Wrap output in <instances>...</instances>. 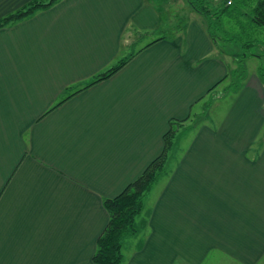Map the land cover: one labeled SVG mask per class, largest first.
<instances>
[{"label": "crops", "instance_id": "crops-1", "mask_svg": "<svg viewBox=\"0 0 264 264\" xmlns=\"http://www.w3.org/2000/svg\"><path fill=\"white\" fill-rule=\"evenodd\" d=\"M31 1L0 0V19ZM161 14L151 0H59L0 28V264H94L103 201L161 154L171 120L176 137L198 128L175 140L122 264L264 259V84L248 75L207 118L235 64L201 17L154 38Z\"/></svg>", "mask_w": 264, "mask_h": 264}, {"label": "trees", "instance_id": "trees-1", "mask_svg": "<svg viewBox=\"0 0 264 264\" xmlns=\"http://www.w3.org/2000/svg\"><path fill=\"white\" fill-rule=\"evenodd\" d=\"M57 1L59 0H47L46 2L32 0L23 8L0 19V28L29 18L39 10L51 7ZM151 1H154L157 9H160L155 0ZM182 1L203 19L207 36L219 54L229 56L235 64L233 71L217 86L230 79L223 94L226 95L230 92L236 94L248 76L245 71L246 59L250 57L261 58L264 52L262 50L263 52L254 54L250 51L254 46H259L257 37L264 34V0H230V6H227L226 1L223 0L220 1L221 3L218 0ZM160 12L163 11L160 9ZM228 23L231 24V29L236 31L235 35H230L225 30V25ZM181 30L182 27L179 31ZM228 46L237 47L238 51H232ZM132 57L133 55H130L118 61L116 65L97 76L84 89L111 77ZM257 74L264 84V72L258 69ZM183 122L169 121V129L162 137L163 150L161 154L117 197L103 201V206L108 214V223L97 239L92 257L94 264H122L124 262L123 245L127 239L138 234L139 229L135 226L136 220L143 211L145 200L154 186L168 173V154L175 146L177 132Z\"/></svg>", "mask_w": 264, "mask_h": 264}, {"label": "rangeland", "instance_id": "rangeland-1", "mask_svg": "<svg viewBox=\"0 0 264 264\" xmlns=\"http://www.w3.org/2000/svg\"><path fill=\"white\" fill-rule=\"evenodd\" d=\"M46 2L47 0H43ZM159 8L164 12V14H161L163 16L162 19H165V22L163 23L164 27L156 34L154 35V38H158L160 36H171L177 27H181L182 24H184L188 19H191L194 17L195 19H198L200 16L193 12L190 7L185 5L184 3L181 4L179 3V0H155ZM219 2L221 0H218ZM221 3V2H220ZM169 8L166 9V6ZM202 19V18H201ZM225 30L230 34V35H235L236 31L231 29V24L228 23L225 25ZM151 39V38H150ZM257 40L259 41V46L253 47L250 49V51L254 54H258V52H263L264 51V34H261L259 37H257ZM232 51H238L237 47H229ZM263 50V51H262ZM263 57L261 59H258L257 57H250L246 59L245 61V71L247 75L250 74H256L258 75V69H261L264 72V52L262 53ZM230 79H227L224 83L218 85L215 87L213 90L211 96H208L206 99V106H205V112L208 117H211L213 120L216 118H221L224 110L230 106L232 103V100L234 99L235 95L233 92H230L226 95L223 94L224 89L226 88L228 82ZM216 96V97H215ZM216 98H221V100L215 101ZM217 100V99H216ZM199 109V108H198ZM197 109V110H198ZM195 110V111H197ZM191 124V122H190ZM198 127H189V129L185 130V128H182L180 130V133L178 134L177 141L178 139H181L180 144L179 142L176 144H179V149L181 150L185 145L186 142H188L189 138L192 137L194 131ZM186 132L188 133L187 135ZM186 136L187 138L183 140V137ZM179 150V151H180ZM178 151V152H179ZM139 218L136 220V225L138 229L139 228ZM218 264V263H217ZM220 264H228V263H220ZM232 264H237V263H232ZM259 264H264V259L260 261Z\"/></svg>", "mask_w": 264, "mask_h": 264}, {"label": "built area", "instance_id": "built-area-1", "mask_svg": "<svg viewBox=\"0 0 264 264\" xmlns=\"http://www.w3.org/2000/svg\"><path fill=\"white\" fill-rule=\"evenodd\" d=\"M223 1H226L227 6L231 5V1L230 0H223Z\"/></svg>", "mask_w": 264, "mask_h": 264}]
</instances>
